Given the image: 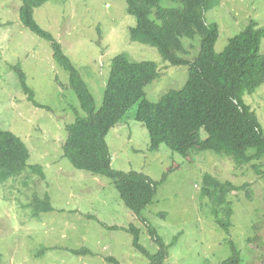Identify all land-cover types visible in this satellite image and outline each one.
<instances>
[{"label": "rangeland", "instance_id": "1", "mask_svg": "<svg viewBox=\"0 0 264 264\" xmlns=\"http://www.w3.org/2000/svg\"><path fill=\"white\" fill-rule=\"evenodd\" d=\"M20 5L19 0H0V126L25 142L28 164H39L45 179L27 169L0 186V264H114L108 257L120 264H150L133 247L130 232L110 228L130 224L139 228V242L149 254L160 251L148 228L155 230L167 248L163 264H221L231 255L230 242L243 254L244 264H264V179L249 165L238 167L211 151L189 160L164 145L150 151L148 132L134 119L135 106L106 137L112 166L154 181L167 173L154 201L138 217L126 209L110 179L76 169L63 156L65 127L74 121L71 107L77 101L69 93L68 73L53 58L51 41L20 22ZM34 17L60 44L98 107L117 54L157 64L159 78L145 89L151 102L186 82L188 66L170 65L155 47L130 40L135 17L125 0H49L34 10ZM205 18L218 25L215 51L222 52L250 21L264 25V0H219ZM185 44L188 58L198 54V38ZM260 53L264 56V38ZM16 66L42 108L28 99ZM244 98L264 126V84ZM207 173L222 183L247 185L229 194L233 215L228 233L215 223L212 202L201 194ZM44 193L53 210L36 217L29 203L34 194Z\"/></svg>", "mask_w": 264, "mask_h": 264}, {"label": "trees", "instance_id": "2", "mask_svg": "<svg viewBox=\"0 0 264 264\" xmlns=\"http://www.w3.org/2000/svg\"><path fill=\"white\" fill-rule=\"evenodd\" d=\"M19 1L21 23L40 38L51 41L53 58L68 73L69 93L77 101V107H71L74 121L65 127L63 156L76 169L110 179L126 209L141 217L167 176L166 173L154 181L142 172H124L112 166L106 137L135 106L134 119L146 128L150 151L157 152L164 145L187 160L191 155L202 159V152L211 151L230 158L238 167L249 165L264 179V126L244 98L264 84V56L260 53L264 25L250 21L229 39L222 52H216L219 28L216 23H208L205 14L219 0H169L165 6L161 5L162 0H125L127 12L135 17V25L129 28L130 40L155 47L170 65L188 66V76L182 88L169 90L158 101L151 102L145 89L159 78L157 64L131 61L125 54H117L111 60L98 107L88 84L60 44L34 17V10L49 0ZM195 38L199 40L198 54L188 58L185 40L193 42ZM14 68L28 99L41 107L34 100L33 90L27 87L25 73L17 66ZM29 158L25 142L0 126V186L22 176L27 169L45 179L42 167L28 164ZM246 186L222 183L208 173L203 177L201 194L212 202L214 221L226 233L232 226L233 215L229 194ZM29 207L36 217L53 210L47 193L42 197L34 194ZM110 228L130 232L133 247L147 256L150 264H163L167 248L155 230L148 228L160 243V251L149 254L140 244V230L134 224ZM230 247L231 255L221 264H244L241 251L233 242ZM107 259L120 264L112 257Z\"/></svg>", "mask_w": 264, "mask_h": 264}, {"label": "clouds", "instance_id": "3", "mask_svg": "<svg viewBox=\"0 0 264 264\" xmlns=\"http://www.w3.org/2000/svg\"><path fill=\"white\" fill-rule=\"evenodd\" d=\"M20 20V19H19ZM21 22V21H20ZM24 26V25H23ZM25 27V26H24ZM30 31V30H29ZM48 31V30H47ZM28 95V94H27ZM35 98V97H34ZM35 100V99H34ZM32 102V101H31ZM36 102V101H35ZM37 103V102H36ZM38 104V103H37ZM40 105V104H39ZM42 108V107H41ZM30 152V151H29ZM37 165V164H36ZM230 245V243H229ZM166 258V257H165ZM165 260V259H164Z\"/></svg>", "mask_w": 264, "mask_h": 264}]
</instances>
